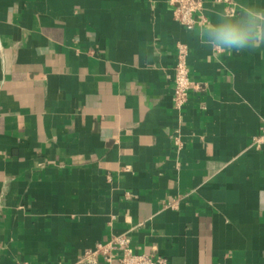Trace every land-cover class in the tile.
<instances>
[{
    "label": "crops",
    "instance_id": "obj_1",
    "mask_svg": "<svg viewBox=\"0 0 264 264\" xmlns=\"http://www.w3.org/2000/svg\"><path fill=\"white\" fill-rule=\"evenodd\" d=\"M244 4L264 0H202L186 30L168 0H0V264L117 238L167 264H264V50L198 38ZM178 44L202 90L176 109Z\"/></svg>",
    "mask_w": 264,
    "mask_h": 264
},
{
    "label": "built area",
    "instance_id": "obj_2",
    "mask_svg": "<svg viewBox=\"0 0 264 264\" xmlns=\"http://www.w3.org/2000/svg\"><path fill=\"white\" fill-rule=\"evenodd\" d=\"M172 7L173 19L186 30H191L196 21L195 14L202 9V0H168ZM187 48L183 44L176 45L175 61L173 66V105L179 109L187 100L190 90H202L200 84L190 81L186 64ZM258 145H264V128L254 141ZM120 249L121 254L114 264H167L166 259L151 254H134L127 246L123 238H117L111 242L98 245L94 250L85 252L73 264H99L97 256H101L105 264H111L112 251Z\"/></svg>",
    "mask_w": 264,
    "mask_h": 264
},
{
    "label": "clouds",
    "instance_id": "obj_3",
    "mask_svg": "<svg viewBox=\"0 0 264 264\" xmlns=\"http://www.w3.org/2000/svg\"><path fill=\"white\" fill-rule=\"evenodd\" d=\"M202 46L225 54L264 50V6L244 4L236 12H218L198 28Z\"/></svg>",
    "mask_w": 264,
    "mask_h": 264
}]
</instances>
